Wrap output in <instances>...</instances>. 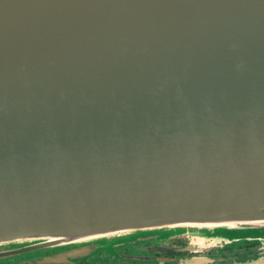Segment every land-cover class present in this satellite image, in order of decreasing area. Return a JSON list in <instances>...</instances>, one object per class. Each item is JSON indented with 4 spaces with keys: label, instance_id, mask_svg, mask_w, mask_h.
<instances>
[{
    "label": "water",
    "instance_id": "water-1",
    "mask_svg": "<svg viewBox=\"0 0 264 264\" xmlns=\"http://www.w3.org/2000/svg\"><path fill=\"white\" fill-rule=\"evenodd\" d=\"M263 232L264 0H0V245Z\"/></svg>",
    "mask_w": 264,
    "mask_h": 264
},
{
    "label": "flooded vegetation",
    "instance_id": "flooded-vegetation-1",
    "mask_svg": "<svg viewBox=\"0 0 264 264\" xmlns=\"http://www.w3.org/2000/svg\"><path fill=\"white\" fill-rule=\"evenodd\" d=\"M24 245H0V264H264V232L228 234L202 241L186 233H168L36 249H26Z\"/></svg>",
    "mask_w": 264,
    "mask_h": 264
},
{
    "label": "rangeland",
    "instance_id": "rangeland-1",
    "mask_svg": "<svg viewBox=\"0 0 264 264\" xmlns=\"http://www.w3.org/2000/svg\"><path fill=\"white\" fill-rule=\"evenodd\" d=\"M130 239H132V237H129ZM132 248H135L133 245L131 246Z\"/></svg>",
    "mask_w": 264,
    "mask_h": 264
}]
</instances>
